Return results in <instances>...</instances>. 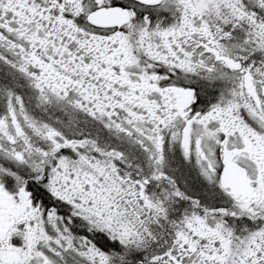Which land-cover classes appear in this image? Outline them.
<instances>
[{
    "label": "snow or ice",
    "instance_id": "obj_1",
    "mask_svg": "<svg viewBox=\"0 0 264 264\" xmlns=\"http://www.w3.org/2000/svg\"><path fill=\"white\" fill-rule=\"evenodd\" d=\"M0 264H264V0H0Z\"/></svg>",
    "mask_w": 264,
    "mask_h": 264
}]
</instances>
